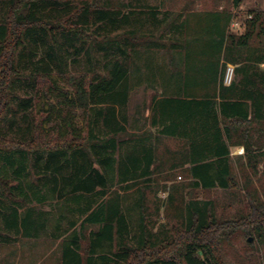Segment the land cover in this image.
<instances>
[{
  "label": "trees",
  "instance_id": "trees-1",
  "mask_svg": "<svg viewBox=\"0 0 264 264\" xmlns=\"http://www.w3.org/2000/svg\"><path fill=\"white\" fill-rule=\"evenodd\" d=\"M210 1V10L194 11L187 4L171 14L141 7L122 12L87 0H0V189L11 201L7 212L0 209L5 230L22 228L30 237L33 209L26 208L19 222L20 203L29 195L37 203L58 195L78 204L83 195L104 188L100 170L117 169L120 183L127 184L149 177L158 161L154 172L185 168L195 188H228L229 147L235 146L243 147L256 170L252 151L264 150V13L252 9L238 17L233 10L244 0ZM154 48L168 53L176 84L167 97L152 95L151 115L143 120L156 129L155 142L179 143L167 148L166 158L158 156L150 133L123 138L135 60ZM81 58L87 73L70 74ZM225 63L235 66L228 86L222 82ZM53 73L71 91L60 88ZM32 95L54 97L59 109L50 106L30 116ZM78 111L87 120L85 136L74 126ZM33 170L39 178L25 184ZM33 185L45 191H34ZM177 191H169L172 203ZM211 206L187 204L184 233L170 246H159L143 230L137 247L123 244L117 252H105L101 244L111 243L115 228L123 226L121 204L88 203L76 209L81 222L61 243V264H223L221 246L235 229L264 248V201L248 200V211L230 222L215 218ZM176 209L181 213L180 206ZM81 240L89 246L82 248Z\"/></svg>",
  "mask_w": 264,
  "mask_h": 264
},
{
  "label": "rangeland",
  "instance_id": "rangeland-1",
  "mask_svg": "<svg viewBox=\"0 0 264 264\" xmlns=\"http://www.w3.org/2000/svg\"><path fill=\"white\" fill-rule=\"evenodd\" d=\"M83 0H70L73 4H80ZM90 4L99 5L107 9H121L127 12L131 9L142 8L143 10L168 11L171 14H178L190 4L189 8L194 11H207L211 9L210 0H87ZM264 7L263 0L244 4V14L238 17L247 16V9ZM264 13V11H263ZM140 59V60H138ZM168 53L162 49H156L141 54L136 58L133 72L130 76V93L125 107L127 123L125 125L126 136H137L150 133L152 142L157 146L158 156L166 158L167 148L176 149L179 143L174 139H160L155 142V128L150 126L149 120H143L144 116L150 117V99L154 94L156 99H161L171 95L172 88L176 84L174 78H170L171 67L169 66ZM74 66H70L69 73L79 76L87 73V64L83 58L75 61ZM264 70V68H263ZM89 76V75H88ZM52 78L58 83L60 88L71 91L58 77L56 73ZM32 108L29 115L37 117L41 110H48L50 106H57L54 97L45 98L33 96ZM53 121L50 123L53 124ZM46 124L45 128L51 125ZM74 126L78 128L81 136H85L88 125L85 115L78 111L74 117ZM129 139V138H128ZM134 139V138H133ZM230 164L232 178L228 188L216 187L210 190H203L192 186V182L186 176L185 169L170 171L166 166L160 172H154L155 166L149 177L140 178L127 184H121L117 174V169L112 173L100 170L106 178L104 188L97 187V194L91 196L83 195L75 204L71 196H58L49 199L44 203H37L33 197L25 200L18 206V221L21 222L26 216L25 209L32 208L34 217L33 228L35 233L31 237H26L22 228L14 232L7 231L4 223H0V264H61V243L76 231L81 222V216L76 212L77 208H82L88 203L95 206L103 200L112 199L120 202L123 226L114 230L111 243H102L101 251L117 252L123 244L137 247L139 245L142 231L151 234L159 246L167 247L173 240L184 233L185 222L181 216L186 214V207L189 203L211 202V212L219 221L230 222L239 221V217L248 211V200L264 201V150L254 149L252 155L256 161V170H252L244 158V149L235 146L230 149ZM262 152V153H261ZM33 161H30V164ZM29 164V166H30ZM28 170H31L28 168ZM31 172V171H30ZM39 173L32 171L28 177L23 178L33 184L36 182ZM13 179L14 177L10 175ZM39 178V177H38ZM11 185L16 183L9 181ZM36 185V184H35ZM33 185V190L44 192L40 185ZM174 187V188H173ZM35 188V189H34ZM177 189V202L169 200V191ZM44 190V191H43ZM27 191V190H26ZM29 191V190H28ZM104 192V195H100ZM173 193V192H172ZM183 202L180 204V200ZM6 206H11V201L5 197L0 189V209L7 212ZM182 208L178 214L176 208ZM143 218V219H142ZM76 222L75 226L73 225ZM78 222V223H77ZM143 228V229H142ZM251 239V242H247ZM90 241L81 240L82 248L89 246ZM252 245V247L250 246ZM223 264H264V248L259 246L253 236H245L240 229H235L229 241L221 246L220 251Z\"/></svg>",
  "mask_w": 264,
  "mask_h": 264
},
{
  "label": "crops",
  "instance_id": "crops-1",
  "mask_svg": "<svg viewBox=\"0 0 264 264\" xmlns=\"http://www.w3.org/2000/svg\"><path fill=\"white\" fill-rule=\"evenodd\" d=\"M257 1H260V0H244L243 1V3L237 8V9H234L233 10V13L234 14H236V15H238L239 16V14H244V12H243V10L245 9L244 8V4L245 3H247V4H251V3H254V2H257ZM263 2H264V0H263ZM255 6H257L256 7V9H258V10H260V11H264V7H259L258 5H255ZM252 10V9H251ZM248 11H250V9H247V12ZM238 25H237V23L236 22H232L231 24H230V29H232V30H235V28L237 27ZM264 68V65H261L260 66V69H263ZM232 147H229V150L231 149ZM33 225H34V222H33ZM32 228V231H31V234L33 235V233H35V231H34V229L35 228H33V226L31 227ZM33 232V233H32ZM31 235V236H32ZM30 236V237H31Z\"/></svg>",
  "mask_w": 264,
  "mask_h": 264
},
{
  "label": "built area",
  "instance_id": "built-area-1",
  "mask_svg": "<svg viewBox=\"0 0 264 264\" xmlns=\"http://www.w3.org/2000/svg\"><path fill=\"white\" fill-rule=\"evenodd\" d=\"M234 69H235L234 65L225 63L223 79H222V82L225 86H228L231 84L233 80V76H234Z\"/></svg>",
  "mask_w": 264,
  "mask_h": 264
},
{
  "label": "water",
  "instance_id": "water-1",
  "mask_svg": "<svg viewBox=\"0 0 264 264\" xmlns=\"http://www.w3.org/2000/svg\"><path fill=\"white\" fill-rule=\"evenodd\" d=\"M251 241H252L251 239L248 240V242H251Z\"/></svg>",
  "mask_w": 264,
  "mask_h": 264
}]
</instances>
